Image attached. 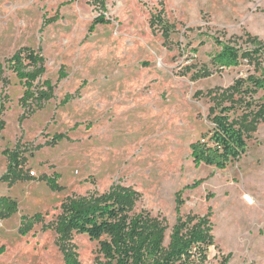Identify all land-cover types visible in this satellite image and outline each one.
<instances>
[{
	"label": "rangeland",
	"instance_id": "374dc122",
	"mask_svg": "<svg viewBox=\"0 0 264 264\" xmlns=\"http://www.w3.org/2000/svg\"><path fill=\"white\" fill-rule=\"evenodd\" d=\"M98 1L104 7L91 0H0V61L23 46L38 50L45 73L35 87L48 79L53 93L42 107L23 108L24 88L5 67L0 177L5 150H17L26 162L21 178L0 179V195L17 202V211L0 219V264H63L53 229L61 205L113 188L136 193L129 215L154 218L164 228V248L178 218L189 226L204 218L212 244L202 264H264V120L258 117L264 93L231 88L260 74L264 54L228 69L213 68L208 56L217 50L209 34L241 51L252 48L249 36L264 43V0ZM100 14L108 23L89 33ZM66 94L73 98L60 104ZM222 105L235 107L246 152L222 170L195 167L189 144L211 130V115ZM55 134L63 138L51 144ZM54 174L58 189L43 178ZM198 179L197 187H184ZM35 214L41 218L20 232L21 217ZM64 244L80 264L103 260L98 242L86 235L71 231Z\"/></svg>",
	"mask_w": 264,
	"mask_h": 264
},
{
	"label": "trees",
	"instance_id": "16d2710c",
	"mask_svg": "<svg viewBox=\"0 0 264 264\" xmlns=\"http://www.w3.org/2000/svg\"><path fill=\"white\" fill-rule=\"evenodd\" d=\"M103 6L102 1L91 0ZM104 7V6H103ZM155 23L160 24L162 33L169 37L166 24L161 23L159 16H155ZM55 18L45 20L50 23ZM108 23L103 14L93 18L88 32H92L97 24ZM217 50L209 54V64L215 69L238 67L241 61L255 59L257 61L264 54V43L257 36H249L248 42L252 48L241 51L232 43L226 42L215 35H208ZM200 41L198 46H202ZM196 52V48H191ZM257 63V62H256ZM258 64V63H257ZM5 67L15 74L24 90L20 98L23 108L34 110L53 97L52 84L45 79L42 85L35 87L45 73L44 59L40 52L30 46L18 48L10 57L0 61V80L4 77ZM258 76L247 75L237 79L231 88L244 92L262 91L264 93V66L259 67ZM65 77L62 68L58 78ZM66 94L60 104L68 102L73 96ZM263 105L259 108L258 117L264 120V95L261 97ZM212 113L210 121L212 128L199 139L189 144L190 157L195 167L201 164L225 169L233 161L241 158L246 152V134L242 124L232 118L235 111L233 105H222ZM2 107L0 106V112ZM62 134H55L51 144L62 139ZM7 157L6 172L0 177L12 183L22 177L21 168L26 160L19 156L17 150H5ZM52 189H58V174L43 177ZM203 179L195 180L185 188L197 187ZM136 193L124 188H113L111 191L95 198L65 201L61 205L62 214L54 226L57 233V243L63 257V264H80L74 250L64 244V240L71 232L86 235L96 240L103 260L95 264H202L208 247L212 244L211 224L201 218L197 224L189 226L185 220L177 219L169 237L166 248L163 247L164 228L147 213L129 215V210ZM180 202V200H177ZM17 211V202L13 198L0 195V219L11 216ZM41 218V214L22 216L19 231L24 233L34 221ZM4 251L0 247V254Z\"/></svg>",
	"mask_w": 264,
	"mask_h": 264
},
{
	"label": "built area",
	"instance_id": "2783aa9c",
	"mask_svg": "<svg viewBox=\"0 0 264 264\" xmlns=\"http://www.w3.org/2000/svg\"><path fill=\"white\" fill-rule=\"evenodd\" d=\"M30 174H31V175H33V174H34V172H33V171H30Z\"/></svg>",
	"mask_w": 264,
	"mask_h": 264
}]
</instances>
